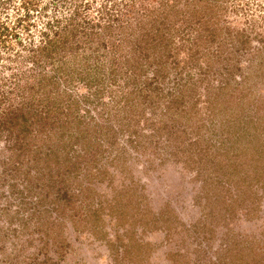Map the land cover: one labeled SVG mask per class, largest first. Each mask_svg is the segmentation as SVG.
Instances as JSON below:
<instances>
[{
	"label": "rangeland",
	"instance_id": "rangeland-1",
	"mask_svg": "<svg viewBox=\"0 0 264 264\" xmlns=\"http://www.w3.org/2000/svg\"><path fill=\"white\" fill-rule=\"evenodd\" d=\"M0 264H264V0H0Z\"/></svg>",
	"mask_w": 264,
	"mask_h": 264
}]
</instances>
